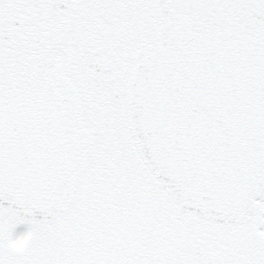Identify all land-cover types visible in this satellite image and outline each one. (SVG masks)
<instances>
[{
    "label": "snow or ice",
    "instance_id": "obj_1",
    "mask_svg": "<svg viewBox=\"0 0 264 264\" xmlns=\"http://www.w3.org/2000/svg\"><path fill=\"white\" fill-rule=\"evenodd\" d=\"M0 264H264V0H0Z\"/></svg>",
    "mask_w": 264,
    "mask_h": 264
},
{
    "label": "rangeland",
    "instance_id": "obj_2",
    "mask_svg": "<svg viewBox=\"0 0 264 264\" xmlns=\"http://www.w3.org/2000/svg\"><path fill=\"white\" fill-rule=\"evenodd\" d=\"M26 225H19L17 226L16 232H22L24 230H26Z\"/></svg>",
    "mask_w": 264,
    "mask_h": 264
}]
</instances>
